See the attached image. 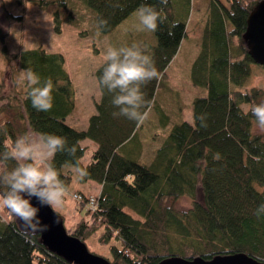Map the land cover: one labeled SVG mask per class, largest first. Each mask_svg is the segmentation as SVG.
<instances>
[{
    "label": "trees",
    "instance_id": "trees-1",
    "mask_svg": "<svg viewBox=\"0 0 264 264\" xmlns=\"http://www.w3.org/2000/svg\"><path fill=\"white\" fill-rule=\"evenodd\" d=\"M24 1L49 13L55 22L64 21L75 29L80 27L86 9L96 26L99 19L107 20L105 29L97 27L101 33L114 29L143 3L158 11L163 8L167 15L165 24L153 32L155 43L143 38L135 42L147 45L154 53L162 73L159 80L143 89L151 101L147 111L154 113V134L148 143H156L147 155L143 153L146 141L139 136L142 124L114 115L119 109L112 104V94L102 91L99 84L96 110L86 127L79 129L66 122L74 107L73 87L59 52L42 47L18 51L14 54L17 62L11 67V89L5 92L0 82V152L10 150L24 133L66 136L76 149L75 155L58 153L53 163L67 187L70 166L86 169L89 176L84 181L100 186L95 207L87 208L84 216L65 228L67 234L85 245L93 237L99 246L107 247L110 257L104 258L111 264H158L171 256L211 259L231 254H245L264 263V209L260 208L264 204V133L255 130L250 111L264 103V87L248 82L255 66L264 65L252 60L242 37L246 18L260 0H203L204 17L192 25L190 10L197 0H168L166 6L159 0L13 3ZM4 11L8 19L20 18ZM189 32L197 35L199 48L188 77V92L193 97L185 106L174 101L175 111L169 115L164 112L166 103L161 104L157 96L163 84L170 83L172 61ZM3 36L0 31L7 54ZM104 64L95 70L97 82ZM25 69L33 70L42 83L52 79L54 102L50 111L34 109L26 98V88L18 85ZM172 91L166 86L164 98H171ZM193 113L206 114V127L199 121L193 124ZM86 139L95 148L84 165L80 159L88 146L81 141ZM14 166V162L9 164ZM6 190L0 184V194ZM80 196L84 205L88 196ZM180 197L191 200L189 208H177ZM58 214L64 223L63 215ZM0 264L77 263L50 251L40 233L25 234L20 221L0 205Z\"/></svg>",
    "mask_w": 264,
    "mask_h": 264
},
{
    "label": "rangeland",
    "instance_id": "rangeland-1",
    "mask_svg": "<svg viewBox=\"0 0 264 264\" xmlns=\"http://www.w3.org/2000/svg\"><path fill=\"white\" fill-rule=\"evenodd\" d=\"M197 1L199 3H195L193 9L190 10V13L192 12L190 25L193 21L201 20L205 14V3H201L203 0ZM4 10L15 16L20 15V18L8 19L5 17ZM83 14L86 15L81 19L80 27L75 29L64 21L55 22L49 13L42 11L30 2L24 1L21 5H15L13 0H0V31L4 33L3 45L6 46L7 51V54L3 52L0 41V82L4 84L5 92L12 87L14 69L11 67L17 62L14 57L15 53L33 47H42L47 52H59L63 55L64 69L73 87L74 107L66 122L79 129L86 127L89 116L96 110L95 103L98 101L99 89L94 73L104 62L107 48L131 45L141 38L155 43L153 32L140 30L138 27L137 10L106 33L97 30L93 18L89 13L87 14L86 9L83 10ZM79 31H85L86 34L82 35ZM197 40V35L190 32L184 38L171 64L170 83L168 81L163 84L158 92L157 99H161V104L166 103L164 112L169 115L175 111L176 104L174 101L182 102L185 106L193 97L191 92L190 94L188 92L190 88L188 77L191 64L199 51ZM248 82L255 83L254 85L258 87H264V68L255 66L253 77H250ZM166 86L173 90L171 98L168 95L164 98ZM174 92L178 93L177 99H174ZM153 118L154 113H148L147 119L142 123L139 130V136L146 141L143 146V153L146 155L156 146L155 141L148 143L150 136L152 138L154 134L151 126V119ZM255 130L257 131L256 125ZM81 144L88 146L80 159L81 163L85 165L90 161L95 144L87 139L81 141ZM150 156L146 161L150 159ZM69 168L72 173L68 185L69 194L65 198L64 206L58 209L52 208L55 212L63 215L65 228L75 224L81 216H84L85 210L90 208L86 203L81 205L79 202L81 199L75 198L74 195L85 193L88 197L96 198L95 195L100 189L96 182L79 180L74 172V166ZM190 204L191 200L188 197H180L176 206L178 209H187ZM86 246L94 254L106 258L110 257L107 247L99 246L93 237L86 240Z\"/></svg>",
    "mask_w": 264,
    "mask_h": 264
},
{
    "label": "clouds",
    "instance_id": "clouds-1",
    "mask_svg": "<svg viewBox=\"0 0 264 264\" xmlns=\"http://www.w3.org/2000/svg\"><path fill=\"white\" fill-rule=\"evenodd\" d=\"M159 2L166 6L168 0ZM137 13L140 30L156 32L167 21L163 8L158 11L147 3L141 4ZM107 26V20H98L99 29L103 30ZM168 34L172 35V32L169 31ZM104 61L98 84L102 91L112 94V104L119 109L114 115L142 124L147 119V110L151 105L143 89L162 77L156 67L154 53L141 43L110 46L106 50ZM17 83L26 88V98L31 101L34 109L40 112L52 109L54 84L51 78L42 83L40 76L33 70L25 69L20 72ZM250 111L255 118L257 131L264 133V103L252 106ZM206 119V114L197 116L193 113V124L199 121L201 127H206ZM75 151L66 136L33 131L20 135L10 150L0 152V166L3 168L0 172V184L7 189L0 194V205L20 221L25 234L47 230V225L39 218L40 208L31 202L33 199L40 207L58 209L64 206L69 194L68 187L53 161L58 153L71 157L75 155ZM216 158L219 159V154ZM13 162L15 166L10 168L9 164ZM74 172L81 181L89 176L87 170L79 166H74ZM260 208L264 209V204Z\"/></svg>",
    "mask_w": 264,
    "mask_h": 264
},
{
    "label": "water",
    "instance_id": "water-1",
    "mask_svg": "<svg viewBox=\"0 0 264 264\" xmlns=\"http://www.w3.org/2000/svg\"><path fill=\"white\" fill-rule=\"evenodd\" d=\"M247 42L248 54L259 65H264V0H260L246 18L242 34ZM32 204L40 208L39 218L47 230L40 233L47 248L66 260L77 264H111L106 258L90 252L79 239L67 234L61 216L50 207H40L35 199ZM158 264H264L245 254L217 255L211 259L166 257Z\"/></svg>",
    "mask_w": 264,
    "mask_h": 264
},
{
    "label": "built area",
    "instance_id": "built-area-1",
    "mask_svg": "<svg viewBox=\"0 0 264 264\" xmlns=\"http://www.w3.org/2000/svg\"><path fill=\"white\" fill-rule=\"evenodd\" d=\"M74 197H78V198H81L80 195H74ZM87 204L89 205L90 209H93L95 207V204H96V199L95 197H88L87 199Z\"/></svg>",
    "mask_w": 264,
    "mask_h": 264
},
{
    "label": "bare ground",
    "instance_id": "bare-ground-1",
    "mask_svg": "<svg viewBox=\"0 0 264 264\" xmlns=\"http://www.w3.org/2000/svg\"><path fill=\"white\" fill-rule=\"evenodd\" d=\"M81 199V198H80ZM86 204H87V202H86Z\"/></svg>",
    "mask_w": 264,
    "mask_h": 264
}]
</instances>
